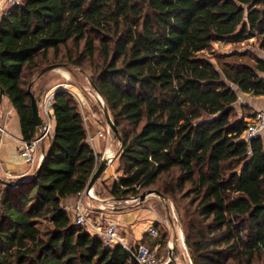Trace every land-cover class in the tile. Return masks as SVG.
<instances>
[{
  "label": "trees",
  "instance_id": "1",
  "mask_svg": "<svg viewBox=\"0 0 264 264\" xmlns=\"http://www.w3.org/2000/svg\"><path fill=\"white\" fill-rule=\"evenodd\" d=\"M249 38L264 50V0H20L0 17V85L32 140L41 70L91 71L122 139L121 175L103 183L117 209L156 190L179 206L193 264H264V138L242 139L252 108L236 106L264 95V58L206 54ZM52 108L40 169L0 175L24 181L0 182V264H138L63 207L99 155L73 95L58 88Z\"/></svg>",
  "mask_w": 264,
  "mask_h": 264
},
{
  "label": "crops",
  "instance_id": "2",
  "mask_svg": "<svg viewBox=\"0 0 264 264\" xmlns=\"http://www.w3.org/2000/svg\"><path fill=\"white\" fill-rule=\"evenodd\" d=\"M12 4L11 0H0V17ZM260 57L264 58V56ZM62 86V84H59L53 90L62 88ZM242 104L249 105L252 108V111L264 109V95L255 96L249 93L240 92L236 106L240 108ZM0 123L5 128L4 132H0V175L8 178L29 176L33 170L42 163L45 151L52 138L53 131L40 142L37 163L35 165H30L24 162L20 156V149L23 140L20 120L17 111L11 105V102L6 96L3 97V101L0 105ZM101 128L102 126L98 123L91 121L89 123V129L87 130V141L99 157H111V160L109 161V166L90 189L92 195L86 197L85 201L91 205V210L94 213L93 216L98 214L99 216L102 215L107 218L115 219L119 223L120 230L129 243L133 244L138 242L149 245L150 242L154 241L156 238L149 233V228L152 226L156 227V223L162 221L160 202L163 200L157 199L153 194H150L147 195L143 202L135 203L134 199L129 200V204L125 206V209H116L117 203L106 191L103 183L106 182L107 184H111L121 175V171H117L120 144L114 135L99 136L98 130ZM39 132L38 135L41 134L42 129H40ZM262 137L264 138V135ZM77 197L78 195L71 196L66 198L63 202L70 207L69 212L73 217L75 213L73 205L75 204ZM176 238L177 236L172 240L173 247L179 239ZM184 248H186L185 245ZM170 250L172 252L173 249L170 248ZM172 256L176 264H181L179 261L180 259L174 256V252H172Z\"/></svg>",
  "mask_w": 264,
  "mask_h": 264
},
{
  "label": "rangeland",
  "instance_id": "3",
  "mask_svg": "<svg viewBox=\"0 0 264 264\" xmlns=\"http://www.w3.org/2000/svg\"><path fill=\"white\" fill-rule=\"evenodd\" d=\"M233 51L249 52L264 56V50L260 49L256 38H249L241 43L236 44L232 42H216L213 44L210 50L206 51V54L211 55L213 53H231ZM59 84H62V88L64 87L72 93L81 112H84L87 115L90 114L91 119L89 122L95 121L100 126H102L100 130L105 132L104 136L114 135L115 138H117L104 116L103 104L100 102L102 99L92 84L91 71L81 70L78 67L69 65L58 66L55 69L49 70L44 77L43 84H40L37 87V91H40L41 94L38 104L41 103L42 97L48 91L54 89ZM40 113L42 117H44L43 111L41 109ZM151 194H153L155 198L163 200L160 202L162 221L157 223L159 237H156L154 241H151L147 246L156 248L158 251V256H168L170 253V248H172L174 256L180 259L179 261L181 264H193L192 258L188 254L187 249L184 248V245H182L183 240L185 242V239L179 206L175 202L166 198L162 199L158 194ZM134 202L136 203L139 201L136 199ZM125 204L128 205L129 201ZM93 214L94 213L91 215ZM96 215L98 214H95V216ZM163 235L166 236L164 242L162 241ZM175 236H177L179 239L176 241V245L173 247L172 240Z\"/></svg>",
  "mask_w": 264,
  "mask_h": 264
},
{
  "label": "built area",
  "instance_id": "4",
  "mask_svg": "<svg viewBox=\"0 0 264 264\" xmlns=\"http://www.w3.org/2000/svg\"><path fill=\"white\" fill-rule=\"evenodd\" d=\"M20 0H12V3H19ZM64 88V87H63ZM66 89V88H64ZM57 90V89H56ZM56 90L48 91L42 98L39 104L40 109L43 111L44 126L42 127V132L36 138L32 140H22L20 156L30 165H35L38 161V148L40 142L50 135L53 131V99ZM67 90V89H66ZM68 91V90H67ZM69 92V91H68ZM71 93V92H70ZM72 94V93H71ZM82 118L86 127L89 129L90 114L87 115L81 112ZM5 128L0 123V132H4ZM104 131L99 130V136H104ZM264 135V109H257L252 111L250 117H248V126L242 134V139L250 142L253 138ZM251 153V149L248 150ZM101 157H99L100 159ZM109 161L111 157H108ZM90 190L86 188L78 194L77 200L73 205L74 209V223L79 226L85 227L93 235L100 238L107 246L122 245L129 254V260L135 261L138 264H176L172 256V252L168 256L162 255L158 256V251L156 248H151L143 243H129L126 237L120 230L119 223L112 218H107L105 216H93L91 210V205L85 201V198L91 196ZM63 207L69 211L70 207L63 203ZM149 233L153 237H159V230L157 227H150ZM183 245L185 242L183 240Z\"/></svg>",
  "mask_w": 264,
  "mask_h": 264
},
{
  "label": "water",
  "instance_id": "5",
  "mask_svg": "<svg viewBox=\"0 0 264 264\" xmlns=\"http://www.w3.org/2000/svg\"><path fill=\"white\" fill-rule=\"evenodd\" d=\"M56 67H58V66H56V65L46 66L41 70V72L38 76H40L41 74H43L49 70L55 69ZM94 88L97 90V88L95 86H94ZM28 91H29L30 96H31V105H32V113H33L34 121L36 123V126L39 129H42V127L44 126V120H43V117L40 113L38 101H37L35 95L31 92L30 87H29ZM4 96H5V91L0 85V105L3 101ZM103 112H104V116L106 118L108 125L110 126L111 130L114 132V134L118 138L119 142L121 143L122 139H121L119 129L117 128V126L113 122L112 117L109 113V109L105 104H103ZM108 166H109V158L108 157L104 156V157L99 159L98 166H97L95 172L92 174V176H91V178L87 184V187H86L87 191L92 188L94 183L101 177V175L103 174V172L106 170V168ZM40 167H41V164L38 166L37 171L40 169ZM0 182L6 183V184H11V185H20V184L24 183V181L13 183V182H10L8 180L2 179L1 177H0ZM151 193L158 194L162 199H164V196L160 192L154 190V191H147V192H144L143 194H141V196L139 197V202H143L145 200V198L147 197V195H149Z\"/></svg>",
  "mask_w": 264,
  "mask_h": 264
}]
</instances>
